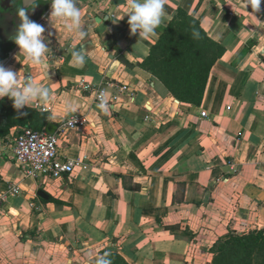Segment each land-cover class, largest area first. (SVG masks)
Returning a JSON list of instances; mask_svg holds the SVG:
<instances>
[{
	"label": "crops",
	"instance_id": "obj_1",
	"mask_svg": "<svg viewBox=\"0 0 264 264\" xmlns=\"http://www.w3.org/2000/svg\"><path fill=\"white\" fill-rule=\"evenodd\" d=\"M128 2L80 0L84 40L51 7L27 10L45 28L50 79L12 39L18 15L0 11V59L13 50L4 67L21 86L31 76L54 94L25 106L47 115L42 129L56 131L72 114L66 102L86 119L57 132L59 159L84 163L57 179L26 177L14 160L15 140L31 126H0V264H95L102 251L128 264H208L217 239L264 230V10L244 0H165L156 35L142 39L123 16ZM178 7L224 48L199 104L176 99L142 64ZM82 49L80 66L72 53ZM80 82L106 88L108 115Z\"/></svg>",
	"mask_w": 264,
	"mask_h": 264
},
{
	"label": "trees",
	"instance_id": "obj_2",
	"mask_svg": "<svg viewBox=\"0 0 264 264\" xmlns=\"http://www.w3.org/2000/svg\"><path fill=\"white\" fill-rule=\"evenodd\" d=\"M194 31L198 37L193 36ZM223 53V46L207 35L199 21L178 7L142 64L176 99L199 104L209 70ZM8 100V107L0 115V126L23 124L42 129L46 114L25 107L19 112L27 115H20L7 96L0 100V106ZM209 249L212 259L208 264H264V230L230 233L217 239ZM105 253H110L112 264H128L116 252L102 251L101 256Z\"/></svg>",
	"mask_w": 264,
	"mask_h": 264
},
{
	"label": "clouds",
	"instance_id": "obj_3",
	"mask_svg": "<svg viewBox=\"0 0 264 264\" xmlns=\"http://www.w3.org/2000/svg\"><path fill=\"white\" fill-rule=\"evenodd\" d=\"M24 3L32 4V0H24ZM261 3L262 0H244L245 7L247 8L250 5L253 13L261 11ZM78 4H80V0H51L50 17L70 22L65 24L68 31H75L79 38L84 40L88 35V28H84L86 23L82 20ZM17 15L20 23L12 39L19 46L20 53L22 52L32 64L38 65L43 70L44 75L49 78L48 72L52 67L49 64L50 57L48 56L50 49L44 42L45 37L42 35L45 32L44 26L32 21L27 14V9L24 7L17 8ZM124 15L129 18L128 24L133 35L138 32L139 37L142 39H149L156 35V29L163 22L165 0H129ZM193 36L198 37L199 33L194 31ZM86 55L87 51L84 49L72 53L76 65L80 66L86 62ZM116 66H118V62H116ZM5 96L13 100V107L20 115H27V113H21L19 110L34 101L43 104L52 103L54 94L50 88L35 82L31 76L26 77L21 86L17 73L11 68L0 65V98ZM97 100L96 107L102 113L108 115L110 105L106 93L100 92ZM76 111L75 105L65 103V115ZM56 118L54 113L48 116L49 120L54 121ZM109 256L110 253H105L96 259L95 264H112Z\"/></svg>",
	"mask_w": 264,
	"mask_h": 264
},
{
	"label": "built area",
	"instance_id": "obj_4",
	"mask_svg": "<svg viewBox=\"0 0 264 264\" xmlns=\"http://www.w3.org/2000/svg\"><path fill=\"white\" fill-rule=\"evenodd\" d=\"M264 10V0L261 3ZM82 90L93 93L95 101L100 92L106 93V88L89 82H80ZM125 88V87H123ZM86 124V119L79 113H72L62 121L57 130L50 133L25 127L15 140L13 155L15 162L22 168L26 177L34 179H57L71 173L84 165L81 159L61 160L58 157L57 132L63 129H80ZM13 193L18 192L17 186H10Z\"/></svg>",
	"mask_w": 264,
	"mask_h": 264
},
{
	"label": "water",
	"instance_id": "obj_5",
	"mask_svg": "<svg viewBox=\"0 0 264 264\" xmlns=\"http://www.w3.org/2000/svg\"><path fill=\"white\" fill-rule=\"evenodd\" d=\"M38 3L43 4L40 14L42 15L45 11L47 7H51V0H32V4H25L24 0H18V5L19 7H24L27 10L32 9L33 5H37ZM13 53V50L10 51L4 58L0 59V65L4 66L5 62L7 61V59L9 58V56ZM56 128V125L53 123H46L44 130L47 132H54ZM38 195L45 197V193L43 191H38Z\"/></svg>",
	"mask_w": 264,
	"mask_h": 264
},
{
	"label": "flooded vegetation",
	"instance_id": "obj_6",
	"mask_svg": "<svg viewBox=\"0 0 264 264\" xmlns=\"http://www.w3.org/2000/svg\"><path fill=\"white\" fill-rule=\"evenodd\" d=\"M18 8V0H0V11L16 13ZM14 11V12H13Z\"/></svg>",
	"mask_w": 264,
	"mask_h": 264
}]
</instances>
